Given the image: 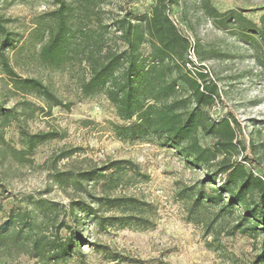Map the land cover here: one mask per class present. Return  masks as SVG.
Returning <instances> with one entry per match:
<instances>
[{
	"label": "rangeland",
	"instance_id": "1",
	"mask_svg": "<svg viewBox=\"0 0 264 264\" xmlns=\"http://www.w3.org/2000/svg\"><path fill=\"white\" fill-rule=\"evenodd\" d=\"M209 1L220 13H241L248 22L264 25V0ZM67 2L74 6V28L102 38L95 50L98 58L109 48H126L118 19L128 15L138 22L155 4ZM57 7V0H0V109L15 108L23 122L22 102L31 108L45 105L34 95L14 91L3 56L21 77L42 80L70 104L54 107L51 115L38 109L22 123L30 133L62 134L31 154L23 153L18 121L3 129L0 226L10 227L7 243L0 244V264H251L264 235L234 230L238 212L218 216L220 206H193L194 188L206 183L210 191L220 185L210 180L209 170L191 165L180 151L162 146L156 138L121 141L114 135L111 123L121 120L113 104L102 92L86 96L82 90L92 63L85 35L73 38L72 48L77 49L61 67L42 61V45L55 24L50 13ZM170 16L189 39L188 68L206 70L209 82L218 88L211 118L237 121L238 146L232 160L253 156L263 165L264 39L248 38L238 25L212 17L204 0H173ZM4 39L7 46L2 49ZM143 53L149 55L148 43ZM180 94L189 98L185 89ZM199 138L204 146L216 140L202 131ZM70 150L77 151L63 157ZM183 192L190 196L185 198ZM42 235L72 242L73 247L62 259H41L24 243Z\"/></svg>",
	"mask_w": 264,
	"mask_h": 264
},
{
	"label": "trees",
	"instance_id": "2",
	"mask_svg": "<svg viewBox=\"0 0 264 264\" xmlns=\"http://www.w3.org/2000/svg\"><path fill=\"white\" fill-rule=\"evenodd\" d=\"M154 1L151 11L142 14L138 22L128 15L116 21L126 48L121 51L109 48L98 58L95 50L101 45L102 38H95L82 28L75 29L73 4L57 0L58 7L50 13L55 24L48 30V40L42 45L40 57L53 67H61L69 59L70 51L77 49L72 48L73 38L78 33L85 35L86 51L91 54L92 63L90 76L82 84V90L86 96L102 92L113 104L121 120V123H111L114 135L121 141L138 137L156 138L162 146L180 151L191 165L209 170L210 180L213 184L219 180L220 185L211 186L210 191L206 190V183L194 188L193 206H220L218 216L238 212L239 220L234 230L252 237L264 235V164L260 165L253 156L232 160L238 146L234 126L237 121L229 117L218 121L211 118L210 109L219 97L218 88L209 82L206 70L188 68L192 63L188 58L190 42L170 16L173 0ZM204 6L212 17L238 25L248 38L264 39V25L259 27L248 22L241 13H220L209 0H204ZM145 43L150 47L148 56L143 53ZM6 46L7 39H4L1 48ZM103 49L99 47L100 52ZM2 66L16 93L34 95L45 104L41 108H31L28 102H22L23 122L33 117L38 109L51 115L54 107H70L42 80L21 77L4 56ZM184 89L189 98L180 94ZM19 116L15 108L0 109V142L6 143L3 129L14 120L20 123L24 154H31L40 144L62 137L57 130L30 133ZM201 131L216 139L212 146L201 143ZM75 151H67L63 157ZM182 195L185 198L190 196L184 192ZM7 225L0 226V244L7 243L9 238L6 233L10 226ZM28 225L32 226L29 222ZM24 244L37 251L41 259L49 255L55 260L62 259L73 247L72 242L45 235ZM251 264H264V237L261 251Z\"/></svg>",
	"mask_w": 264,
	"mask_h": 264
}]
</instances>
